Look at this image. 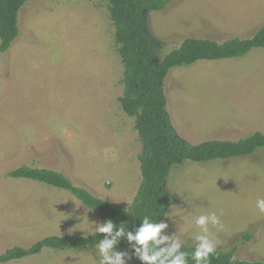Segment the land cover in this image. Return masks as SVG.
Here are the masks:
<instances>
[{
  "label": "rangeland",
  "instance_id": "1",
  "mask_svg": "<svg viewBox=\"0 0 264 264\" xmlns=\"http://www.w3.org/2000/svg\"><path fill=\"white\" fill-rule=\"evenodd\" d=\"M19 35L0 52V255L48 236L93 234L105 221L70 192L12 178L22 165L66 174L114 207L128 208L141 183L142 141L119 101L124 66L104 0H30L19 12ZM160 42L158 62L188 37L224 42L250 38L264 24V0H171L146 13ZM174 130L187 142L239 140L264 133V48L175 67L164 81ZM171 205L164 235L195 246V221L209 225L217 249L264 260V148L228 160L174 166L166 182ZM250 233V240L241 237ZM170 243V242H169ZM169 246L168 243L162 245ZM179 250V251H180ZM126 264H140L131 251ZM98 249L56 251L0 264H99Z\"/></svg>",
  "mask_w": 264,
  "mask_h": 264
},
{
  "label": "trees",
  "instance_id": "2",
  "mask_svg": "<svg viewBox=\"0 0 264 264\" xmlns=\"http://www.w3.org/2000/svg\"><path fill=\"white\" fill-rule=\"evenodd\" d=\"M30 0H0V52H6L19 35V12ZM108 2L115 27L114 38L124 66V92L119 98L124 112L135 119V129L143 144L139 154L142 183L128 208L114 207L92 192L77 186L64 173L52 169L22 165L8 173L12 178L30 179L70 192L95 211L105 223L112 220L124 226L125 232L135 231L145 216L153 222L163 221L167 209L176 203L166 200V182L171 169L187 160L207 162L228 160L251 155L264 148V133L255 132L239 140H208L192 144L184 140L172 127L164 93V81L175 67L191 65L198 60H219L246 55L253 48H264V24L250 38L236 37L224 42L188 37L155 62L160 42L147 32L146 13L164 10L171 0H104ZM107 234H67L48 236L30 247L15 246L0 255L1 263L38 255L45 249L56 251L94 248ZM251 234L242 235L250 240ZM116 250L131 251L126 236L118 238ZM161 247H163L161 245ZM195 246H184L188 264H195ZM179 252L177 254H179ZM237 247L216 249L208 264H264V260L237 258ZM140 264L143 262L140 260Z\"/></svg>",
  "mask_w": 264,
  "mask_h": 264
},
{
  "label": "clouds",
  "instance_id": "3",
  "mask_svg": "<svg viewBox=\"0 0 264 264\" xmlns=\"http://www.w3.org/2000/svg\"><path fill=\"white\" fill-rule=\"evenodd\" d=\"M256 207L260 213H264V198L257 199ZM195 223L200 234L195 235V240L198 243L192 253V259L195 264H208L210 256L217 249V241L209 235V225L216 226L218 229H222L223 225L215 213L200 215ZM167 228V223L153 222L148 216L143 218L141 226L137 227L135 231L125 232L124 226H120L117 230V225L112 220L100 224L92 229L93 234H107L96 245L98 253L102 257L99 264H126L125 256H128L129 260L132 258L128 253L116 250L118 238L125 236L129 244L132 245V254L143 264H188L185 252H179L182 246L181 240L178 237H169L163 234ZM84 238H87L86 232H84ZM166 243L169 246L161 247ZM178 252L179 254H177Z\"/></svg>",
  "mask_w": 264,
  "mask_h": 264
},
{
  "label": "crops",
  "instance_id": "4",
  "mask_svg": "<svg viewBox=\"0 0 264 264\" xmlns=\"http://www.w3.org/2000/svg\"><path fill=\"white\" fill-rule=\"evenodd\" d=\"M258 132H260V131H258Z\"/></svg>",
  "mask_w": 264,
  "mask_h": 264
}]
</instances>
